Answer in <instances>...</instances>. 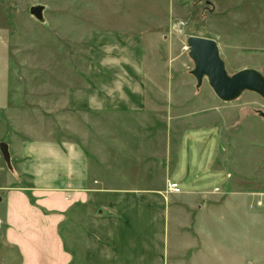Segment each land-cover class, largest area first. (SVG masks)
<instances>
[{
	"label": "crops",
	"instance_id": "crops-1",
	"mask_svg": "<svg viewBox=\"0 0 264 264\" xmlns=\"http://www.w3.org/2000/svg\"><path fill=\"white\" fill-rule=\"evenodd\" d=\"M92 55L57 84L14 76L12 87L0 72L11 158L10 168L0 151V264H264L262 223L235 220L239 181L226 174L210 188L223 172L221 133L119 124L148 108L103 78L114 56Z\"/></svg>",
	"mask_w": 264,
	"mask_h": 264
},
{
	"label": "rangeland",
	"instance_id": "rangeland-1",
	"mask_svg": "<svg viewBox=\"0 0 264 264\" xmlns=\"http://www.w3.org/2000/svg\"><path fill=\"white\" fill-rule=\"evenodd\" d=\"M34 7H42L41 18L31 13ZM191 36L215 40L230 75L247 68L264 74V0H0V72H10L5 78L12 87L14 76L40 87L66 79L68 68L83 73L95 51L103 63L115 57L119 66L105 62L103 78H116L119 93L141 94L134 103L148 108L144 116L119 115L118 123L153 132L194 124L219 131L223 172L210 188H222L226 174L239 181L242 210L235 220L261 222L264 243V98L245 92L223 102L207 78L198 86ZM52 70L57 75L49 79ZM4 131L0 123V137Z\"/></svg>",
	"mask_w": 264,
	"mask_h": 264
},
{
	"label": "water",
	"instance_id": "water-1",
	"mask_svg": "<svg viewBox=\"0 0 264 264\" xmlns=\"http://www.w3.org/2000/svg\"><path fill=\"white\" fill-rule=\"evenodd\" d=\"M31 13L41 18L42 7L32 8ZM188 48L189 55L195 63L193 75L198 81V86H201L203 80L207 78L214 93L223 102H233L245 92H254L264 98V74L257 69L247 68L230 75L215 40L191 36L188 39ZM0 151L11 168L8 144L2 142Z\"/></svg>",
	"mask_w": 264,
	"mask_h": 264
},
{
	"label": "built area",
	"instance_id": "built-area-1",
	"mask_svg": "<svg viewBox=\"0 0 264 264\" xmlns=\"http://www.w3.org/2000/svg\"><path fill=\"white\" fill-rule=\"evenodd\" d=\"M169 190L171 192H174V193L181 192L180 184L179 183H176V182L171 183L170 186H169ZM214 192H217V193L220 192V188L219 187H216L214 189Z\"/></svg>",
	"mask_w": 264,
	"mask_h": 264
}]
</instances>
